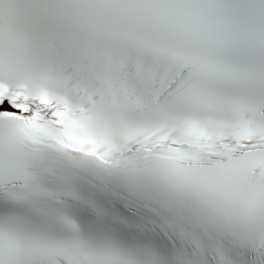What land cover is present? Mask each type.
<instances>
[{
    "label": "snow or ice",
    "instance_id": "6c2138e0",
    "mask_svg": "<svg viewBox=\"0 0 264 264\" xmlns=\"http://www.w3.org/2000/svg\"><path fill=\"white\" fill-rule=\"evenodd\" d=\"M0 264H264V0H0Z\"/></svg>",
    "mask_w": 264,
    "mask_h": 264
}]
</instances>
